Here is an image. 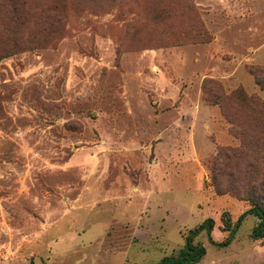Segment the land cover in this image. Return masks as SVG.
Segmentation results:
<instances>
[{
  "label": "rangeland",
  "instance_id": "374dc122",
  "mask_svg": "<svg viewBox=\"0 0 264 264\" xmlns=\"http://www.w3.org/2000/svg\"><path fill=\"white\" fill-rule=\"evenodd\" d=\"M260 70L264 0H0V264H156L207 220L197 264H264L252 216L224 246L250 204L209 100Z\"/></svg>",
  "mask_w": 264,
  "mask_h": 264
},
{
  "label": "trees",
  "instance_id": "16d2710c",
  "mask_svg": "<svg viewBox=\"0 0 264 264\" xmlns=\"http://www.w3.org/2000/svg\"><path fill=\"white\" fill-rule=\"evenodd\" d=\"M59 1L70 3L88 0ZM13 14L17 15V12ZM55 14L63 15L58 6L55 8ZM5 48L1 50H4V55L8 56ZM252 73L256 77L257 85L264 91V71H252ZM209 100L221 106L223 115L233 126L231 131L239 135L243 147L237 153H232V150L228 149L217 154V162L212 164L215 168L213 187L218 195L229 194L250 204V208L240 216L234 228H227L232 235L224 246L231 243L235 231L247 216H252L258 221L253 228L252 238L264 239V200L262 199V193H264V98L249 95L241 87L226 94L221 85L213 83ZM230 223L227 220L228 226ZM213 226V221L207 220L187 237L184 247L176 255L166 257L156 264H197L206 254V249L201 243H194L195 238L204 230L210 234Z\"/></svg>",
  "mask_w": 264,
  "mask_h": 264
}]
</instances>
